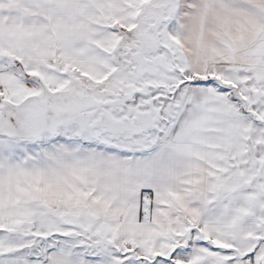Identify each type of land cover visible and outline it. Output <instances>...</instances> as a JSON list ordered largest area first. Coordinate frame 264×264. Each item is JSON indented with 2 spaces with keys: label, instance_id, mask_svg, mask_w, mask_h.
<instances>
[{
  "label": "snow or ice",
  "instance_id": "1",
  "mask_svg": "<svg viewBox=\"0 0 264 264\" xmlns=\"http://www.w3.org/2000/svg\"><path fill=\"white\" fill-rule=\"evenodd\" d=\"M0 264H264V0H0Z\"/></svg>",
  "mask_w": 264,
  "mask_h": 264
}]
</instances>
